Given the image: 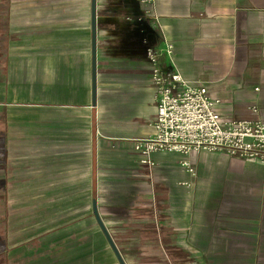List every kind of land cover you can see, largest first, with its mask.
<instances>
[{
	"label": "crops",
	"instance_id": "1",
	"mask_svg": "<svg viewBox=\"0 0 264 264\" xmlns=\"http://www.w3.org/2000/svg\"><path fill=\"white\" fill-rule=\"evenodd\" d=\"M90 35V0H0V264L93 255L94 205L147 264H264V165L191 152L148 168L134 152L154 69L205 86L223 119H264V0H154L150 16L96 0L94 104Z\"/></svg>",
	"mask_w": 264,
	"mask_h": 264
},
{
	"label": "built area",
	"instance_id": "2",
	"mask_svg": "<svg viewBox=\"0 0 264 264\" xmlns=\"http://www.w3.org/2000/svg\"><path fill=\"white\" fill-rule=\"evenodd\" d=\"M146 16L152 14L154 0H134ZM167 53L171 54V46ZM155 62L151 50L146 53ZM154 90L155 115L151 134L137 139L134 152L139 163L154 165L152 156L158 153H220L251 163L264 165V119H223L205 86H194L177 72L150 75ZM185 166L184 163L181 164Z\"/></svg>",
	"mask_w": 264,
	"mask_h": 264
},
{
	"label": "rangeland",
	"instance_id": "3",
	"mask_svg": "<svg viewBox=\"0 0 264 264\" xmlns=\"http://www.w3.org/2000/svg\"><path fill=\"white\" fill-rule=\"evenodd\" d=\"M42 42L43 41H41V40H35V41H33L32 44L38 45V44H41ZM26 43H27V41H18V45L21 47H24L26 45ZM36 106L37 107H35L34 109L36 111L41 110V112H42V109H43L42 105H36ZM131 107L138 108L139 105L138 104L137 105H131ZM54 111L55 112L58 111V108H56V110H54ZM36 124H42V122H37ZM36 131H35L36 136L34 138L42 137L40 135V133L42 131L41 127H38V129H36ZM71 138H74V137H71ZM42 202L43 201L41 199L35 200L36 207H41ZM45 202L47 204L50 203L51 206L53 207V206L60 205V203H63L64 201H60L58 199H50L47 201L45 200ZM103 218H105V217H103ZM102 223H103V221H102ZM98 234H99V239H100L99 242H95L93 240V242H88L87 244H85V246L82 247V249H84V248L91 249L93 255L90 256L88 254V256H81L79 258H76L75 261H73L71 263L67 262L66 264H118L116 257H115L116 261L110 256L107 258V255H114V254L111 251L110 246L106 242L105 237L102 235L99 228H98ZM88 238H91V237L82 236L81 239H88ZM88 249H85V251L88 252L87 251ZM142 250L143 249L134 250V249L126 248V249H121V252H119V254L121 257H124L126 259V264H147L146 261L144 260V257L142 256V253L140 252Z\"/></svg>",
	"mask_w": 264,
	"mask_h": 264
},
{
	"label": "water",
	"instance_id": "4",
	"mask_svg": "<svg viewBox=\"0 0 264 264\" xmlns=\"http://www.w3.org/2000/svg\"><path fill=\"white\" fill-rule=\"evenodd\" d=\"M90 53H91V101L94 104L95 101V66H96V0H90ZM93 216L100 228V231L104 235L110 249L116 257L118 264H124L122 258L113 244L106 228L104 227L100 217L97 214L95 205L93 206Z\"/></svg>",
	"mask_w": 264,
	"mask_h": 264
}]
</instances>
